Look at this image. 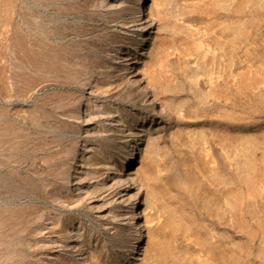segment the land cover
I'll use <instances>...</instances> for the list:
<instances>
[{
  "label": "rangeland",
  "instance_id": "rangeland-1",
  "mask_svg": "<svg viewBox=\"0 0 264 264\" xmlns=\"http://www.w3.org/2000/svg\"><path fill=\"white\" fill-rule=\"evenodd\" d=\"M154 7L0 0V264H264V0Z\"/></svg>",
  "mask_w": 264,
  "mask_h": 264
},
{
  "label": "bare ground",
  "instance_id": "bare-ground-1",
  "mask_svg": "<svg viewBox=\"0 0 264 264\" xmlns=\"http://www.w3.org/2000/svg\"><path fill=\"white\" fill-rule=\"evenodd\" d=\"M140 2H141L142 9H144V11H145L144 18L151 16L152 15L151 11L155 8L154 7V0H140ZM135 155L133 157H131L128 161L129 168H131L132 165L134 164L133 162H134ZM124 190H126V189H124ZM124 193H126V191ZM128 195H129V193H128ZM132 197H131V199H132ZM138 201L133 200V202L131 203V206H130V212L132 214L133 224L136 227V232L138 235V237H137L138 239L135 242L136 247L142 245L143 233H144V227H145L144 218H143L144 212H143V209H142V207Z\"/></svg>",
  "mask_w": 264,
  "mask_h": 264
}]
</instances>
